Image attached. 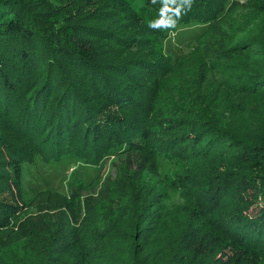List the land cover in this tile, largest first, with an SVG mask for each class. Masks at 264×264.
I'll list each match as a JSON object with an SVG mask.
<instances>
[{
	"label": "trees",
	"instance_id": "trees-1",
	"mask_svg": "<svg viewBox=\"0 0 264 264\" xmlns=\"http://www.w3.org/2000/svg\"><path fill=\"white\" fill-rule=\"evenodd\" d=\"M157 9L205 25L189 59L200 74L178 93L189 118L157 101L177 93L168 81L185 66L164 54L166 30L149 27ZM239 9L256 12L244 29L263 26L264 0H193L178 18L164 0H0V253L43 235L40 264H103L109 242L114 264H264V43L228 29ZM246 53L256 57L227 66ZM112 153L134 175L159 174L163 157L202 166L169 262L150 253L147 205L130 245L107 237L124 227L96 232L113 188L100 172L24 197V162L72 155L97 166Z\"/></svg>",
	"mask_w": 264,
	"mask_h": 264
},
{
	"label": "rangeland",
	"instance_id": "rangeland-1",
	"mask_svg": "<svg viewBox=\"0 0 264 264\" xmlns=\"http://www.w3.org/2000/svg\"><path fill=\"white\" fill-rule=\"evenodd\" d=\"M255 13L251 9L236 10L231 14L233 17L232 24L228 29L234 33L235 37L250 34L249 37L253 36L254 40L264 43V24L261 27L252 28V33L250 30L244 29L253 23V16L250 15ZM155 17L158 20L162 17L167 18L165 13L158 9L155 11ZM204 26L203 23L198 21L178 22L174 28H166L162 25V28L168 34L161 40L164 54L169 55L171 59L176 61L185 59V66L173 75V80L168 81L171 92L177 90V93L174 92L168 98H158L157 100L158 103H163V106L166 105L167 108H170L174 117L189 118V111L185 104L187 98L178 97V93H181L182 89L189 92L188 80L196 79L200 74L199 64L192 63L189 66V59H191V52L199 48L196 39L203 32ZM252 52L255 53L256 50ZM254 53H252V56L250 53H246L235 62L227 64V66L231 67L232 64L236 63V66L239 67V64H243V60L256 57ZM126 55H129V53ZM221 67L225 68V64ZM202 68L206 69L205 76L211 77L212 80L217 81L222 77L221 72L217 70H208L201 65ZM172 128L177 129L176 127ZM174 131L176 130L173 129L172 132ZM36 157L34 162H24L22 164L24 197L27 199L32 198L35 192L44 188L67 192L70 189L71 181L82 180L88 183L89 180L93 181V176L100 172V180L107 176L106 181H110L113 188L112 197L99 205L101 224L96 232L104 235L109 233V224L112 225L111 228L123 229L122 227H124L122 233L113 230L116 238L113 235L107 237H110L115 243L130 245L132 240L130 235L133 234V238L137 235L140 236V231L134 229V216L137 213L139 214L147 205L150 211L149 214H145L147 218L142 222L147 226L146 231L152 235L149 243L150 253L165 254L162 259L163 263L171 260V253L179 246L178 243L183 234L184 220L193 211V204L190 200L194 198L193 195H196L193 185L200 181L198 175L202 170V166L189 164L185 160L163 157L159 161V174L143 173L134 175V173L122 169L121 158L114 153L107 155L97 166L86 163L83 159L72 155H64L60 160L50 162L42 156ZM95 185V188H90V190L97 189L100 183ZM152 213H154V216L148 217ZM140 214L143 216L142 212ZM109 218L111 220L108 221ZM131 224L133 227H131ZM126 228L128 230L125 232ZM117 237L121 238L117 239ZM46 242L47 238L43 235L33 236L29 242L23 244L24 246H14L0 253V264H40L43 257H45L43 245ZM108 244L111 248V255H107V259L110 257L109 261L103 262V264H114L115 261H118L119 253L112 242Z\"/></svg>",
	"mask_w": 264,
	"mask_h": 264
},
{
	"label": "clouds",
	"instance_id": "clouds-1",
	"mask_svg": "<svg viewBox=\"0 0 264 264\" xmlns=\"http://www.w3.org/2000/svg\"><path fill=\"white\" fill-rule=\"evenodd\" d=\"M155 2V0H154ZM193 0H179V4L175 9L169 8V5L176 4V0H164L165 10L172 12L177 18L179 17L181 10L190 9ZM166 28H174L176 26V19L171 17L163 18L160 20H156L149 24L150 28H160L161 26Z\"/></svg>",
	"mask_w": 264,
	"mask_h": 264
}]
</instances>
